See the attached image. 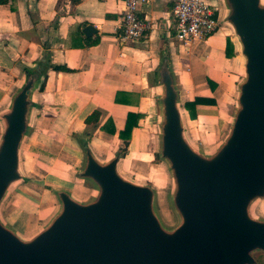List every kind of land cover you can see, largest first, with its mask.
<instances>
[{"label": "water", "instance_id": "1", "mask_svg": "<svg viewBox=\"0 0 264 264\" xmlns=\"http://www.w3.org/2000/svg\"><path fill=\"white\" fill-rule=\"evenodd\" d=\"M219 2L218 27L232 31L243 73L228 130L213 150L189 134L168 45L156 54L157 154L172 175L178 224L163 223L152 186L123 175L121 152L97 157L88 134L79 140L83 164L74 173L86 196L55 190L59 211L30 237L7 224L5 205L25 180L34 95L53 67L47 54L25 71L0 113V264H260L254 254L264 253V0ZM96 32L84 29L87 37Z\"/></svg>", "mask_w": 264, "mask_h": 264}, {"label": "crops", "instance_id": "2", "mask_svg": "<svg viewBox=\"0 0 264 264\" xmlns=\"http://www.w3.org/2000/svg\"><path fill=\"white\" fill-rule=\"evenodd\" d=\"M207 1L220 11L219 0ZM172 8L170 0H152L141 6L139 17L150 26L146 37L122 43L119 26L125 9L123 0H8L0 4V113L9 106L25 71L35 67L43 56L49 54L52 66L69 69L50 68L43 90L34 95L37 108L30 130L31 145L24 154L27 158L39 156L48 148L53 157L47 177L66 180L67 172L61 176L53 168L76 167L83 155L79 140L87 134L94 154L110 157L112 154H106L104 149L113 150L123 144L119 133L128 113L141 118L127 146L123 170L127 169V157L137 160V154L147 149L150 133L141 126L157 107L153 71L156 54L164 44L170 50L171 67L184 105L196 98L213 100L214 105L197 106V119L229 125L234 94L243 73L239 45L226 26H219L206 39L177 42ZM218 10L216 18L220 16ZM88 26L97 31L91 37L84 34ZM229 40L233 46L231 58L226 56ZM95 112L99 113L98 122L86 124ZM185 114L187 121H197L191 120L187 110ZM113 128L115 133L111 132ZM1 133L0 122V136ZM33 182L29 184L33 191L17 190L5 205V221L20 234L33 225L31 216L43 217V207L51 199L52 182L42 184L37 180V186ZM67 189L79 196L86 194L85 186L76 183ZM12 203L22 206V218L29 215L27 223L12 217Z\"/></svg>", "mask_w": 264, "mask_h": 264}, {"label": "rangeland", "instance_id": "3", "mask_svg": "<svg viewBox=\"0 0 264 264\" xmlns=\"http://www.w3.org/2000/svg\"><path fill=\"white\" fill-rule=\"evenodd\" d=\"M218 10V8H216ZM241 79V78H240ZM239 81V80H238ZM236 96V92L234 94ZM233 103V102H232ZM200 113L198 114V116ZM158 111L157 107L151 111L150 117L146 119V123H144L141 128H147L150 136L148 139V146L145 151L137 154V160L130 161L127 157V160H124L127 169L122 170L123 175L137 184L141 185H150L155 189L156 198H155V208L159 216L161 217L163 223L167 227H175L178 224V219L173 212L169 197L170 193L173 190V179L171 172L169 170L168 165L163 162L158 154H156L157 150V141H158ZM189 134L194 141H197L200 146H204L206 151H211L216 148L223 139V135L228 130V124L223 125L222 123L214 125L211 121L207 119H197V121L190 122V119L187 123ZM31 145L30 137L27 139L24 145L23 150V162H22V173L25 177L24 182L20 183L15 191H26L27 189L33 191L30 187V183L34 186H37V180H42L44 182H52V187L49 188L51 191V199L50 202H46L45 206L43 207V217H35L31 216L28 221L29 227L26 231H23L22 235L24 236H31L35 232H37L41 227L47 224L51 218L59 211V202L54 195L55 190L70 188L74 183V173L78 170V167L81 166L82 160L80 162H76V167L70 166H61L55 165L53 169L55 171H59L60 175L63 176L65 172L68 173L66 175V180L60 179L58 177H54L53 180L51 177H47L48 167L52 164L51 157L52 154L47 150L44 154L39 156H29L28 158L25 156V152L28 146ZM106 154H114L116 151L121 152V154L125 157L128 154L127 147L125 148L124 144L120 146H115L113 150L110 148L104 149ZM32 152H30V155ZM81 158V155H80ZM85 194H82L81 197H85ZM22 209V206H16L15 203H12L9 212L12 213V217L15 219H21V213L19 212ZM50 212V213H49ZM20 213V214H19ZM49 213V214H48ZM261 213L264 214V207L261 208ZM48 215V216H47ZM26 219L22 218L21 221L27 223V219L29 215H26ZM31 219V220H30ZM39 222V223H37ZM254 257L257 259L258 262L264 263V253L259 252L254 254Z\"/></svg>", "mask_w": 264, "mask_h": 264}, {"label": "built area", "instance_id": "4", "mask_svg": "<svg viewBox=\"0 0 264 264\" xmlns=\"http://www.w3.org/2000/svg\"><path fill=\"white\" fill-rule=\"evenodd\" d=\"M175 19V40L188 44L195 39H206L218 30L215 6L207 0H170ZM152 0H123L124 13L119 30L122 43L146 37L149 23L139 17V8Z\"/></svg>", "mask_w": 264, "mask_h": 264}, {"label": "trees", "instance_id": "5", "mask_svg": "<svg viewBox=\"0 0 264 264\" xmlns=\"http://www.w3.org/2000/svg\"><path fill=\"white\" fill-rule=\"evenodd\" d=\"M8 0H0V4H5ZM233 55V46L230 42L228 41L227 47H226V56L227 58H231ZM53 70H61V71H69L68 68L66 67H60V66H53ZM44 87V86H43ZM42 87V90H43ZM215 101L213 100H205V99H200L196 98L194 101L186 102L185 103V109L188 111L189 116L191 120L197 119V106L199 105H214ZM141 118V115L136 114V113H128L127 120L124 126V129L120 131L119 133V139L123 142L125 147L129 145V141L131 140L132 137V132L135 128L138 127L139 124V119ZM99 120V113H93L91 117L86 119L85 123L90 125L93 123H97ZM104 127L101 128V130ZM112 133H115V128L111 130Z\"/></svg>", "mask_w": 264, "mask_h": 264}, {"label": "bare ground", "instance_id": "6", "mask_svg": "<svg viewBox=\"0 0 264 264\" xmlns=\"http://www.w3.org/2000/svg\"><path fill=\"white\" fill-rule=\"evenodd\" d=\"M96 150V149H95ZM97 153H99V152H97ZM21 229V228H20ZM26 231V230H25Z\"/></svg>", "mask_w": 264, "mask_h": 264}]
</instances>
